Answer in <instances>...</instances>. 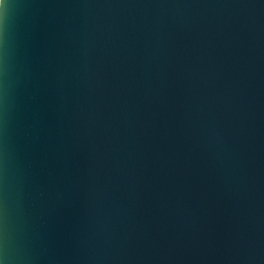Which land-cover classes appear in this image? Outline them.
Instances as JSON below:
<instances>
[{
    "label": "water",
    "instance_id": "obj_1",
    "mask_svg": "<svg viewBox=\"0 0 264 264\" xmlns=\"http://www.w3.org/2000/svg\"><path fill=\"white\" fill-rule=\"evenodd\" d=\"M3 17L4 264H264V0Z\"/></svg>",
    "mask_w": 264,
    "mask_h": 264
},
{
    "label": "snow or ice",
    "instance_id": "obj_2",
    "mask_svg": "<svg viewBox=\"0 0 264 264\" xmlns=\"http://www.w3.org/2000/svg\"><path fill=\"white\" fill-rule=\"evenodd\" d=\"M8 6V0H4V3L0 5V25L3 23V9Z\"/></svg>",
    "mask_w": 264,
    "mask_h": 264
},
{
    "label": "clouds",
    "instance_id": "obj_3",
    "mask_svg": "<svg viewBox=\"0 0 264 264\" xmlns=\"http://www.w3.org/2000/svg\"><path fill=\"white\" fill-rule=\"evenodd\" d=\"M6 9V7L3 9V13H4V10ZM0 264H4V261L3 260H0Z\"/></svg>",
    "mask_w": 264,
    "mask_h": 264
}]
</instances>
